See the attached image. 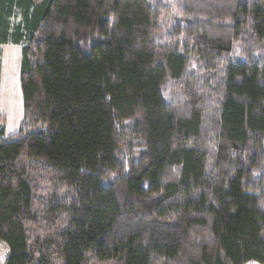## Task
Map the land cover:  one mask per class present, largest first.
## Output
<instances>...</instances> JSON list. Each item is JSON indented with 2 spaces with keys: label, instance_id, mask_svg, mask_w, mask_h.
I'll list each match as a JSON object with an SVG mask.
<instances>
[{
  "label": "trees",
  "instance_id": "obj_1",
  "mask_svg": "<svg viewBox=\"0 0 264 264\" xmlns=\"http://www.w3.org/2000/svg\"><path fill=\"white\" fill-rule=\"evenodd\" d=\"M181 2L0 0L6 264L264 263V0Z\"/></svg>",
  "mask_w": 264,
  "mask_h": 264
},
{
  "label": "rangeland",
  "instance_id": "obj_2",
  "mask_svg": "<svg viewBox=\"0 0 264 264\" xmlns=\"http://www.w3.org/2000/svg\"><path fill=\"white\" fill-rule=\"evenodd\" d=\"M155 8L160 12L172 13L182 7L181 0H150ZM178 18L182 17V12L176 13ZM178 22V21H177ZM240 44L234 51L231 60L237 57L244 58ZM20 57L21 46L2 45L0 46V58L2 63L1 85H0V115L5 120L6 134L12 135L19 131L23 119V97L20 82ZM222 74L217 71V77ZM10 253L7 242L0 240V264H6ZM247 264H264L256 261Z\"/></svg>",
  "mask_w": 264,
  "mask_h": 264
}]
</instances>
